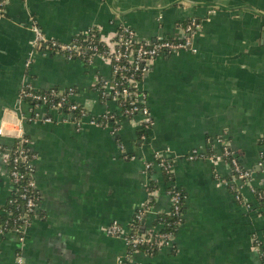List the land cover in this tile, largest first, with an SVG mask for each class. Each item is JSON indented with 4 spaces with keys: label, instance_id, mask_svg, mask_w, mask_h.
<instances>
[{
    "label": "crops",
    "instance_id": "1",
    "mask_svg": "<svg viewBox=\"0 0 264 264\" xmlns=\"http://www.w3.org/2000/svg\"><path fill=\"white\" fill-rule=\"evenodd\" d=\"M3 1V0H0ZM198 23L195 53L162 55L149 64L138 84L147 95L153 126L142 136L141 118L130 121L118 105L101 97L95 82L109 80L110 66L31 49L34 22L48 39L67 43L96 29L111 38L119 27L147 39L170 38L176 26ZM35 91L74 89L72 100L87 114L76 126L57 111L31 106L21 98ZM109 112L115 121L92 123ZM48 115L51 122L42 120ZM22 121L36 155L37 215L23 235H0V264H121V238L109 237L112 221L126 226L154 187L143 228L154 226L170 208L168 190L184 194L182 222L172 247L154 255L139 251L135 264H264V214L256 192L264 187L258 165L264 138V0H4L0 17V127ZM117 126L113 132L112 129ZM224 135L242 168L253 172L234 199L216 180L230 171L225 162H188L191 149L208 151ZM13 139L0 135V145ZM161 153L172 162L171 178L144 163ZM6 157L0 153V213L13 194ZM41 216V217H40ZM264 245V244H263Z\"/></svg>",
    "mask_w": 264,
    "mask_h": 264
},
{
    "label": "built area",
    "instance_id": "2",
    "mask_svg": "<svg viewBox=\"0 0 264 264\" xmlns=\"http://www.w3.org/2000/svg\"><path fill=\"white\" fill-rule=\"evenodd\" d=\"M4 0L0 1V17L3 14ZM198 23L196 20L191 19L185 24H179L176 27V33L170 38H155L147 39L138 36V34L131 28L122 26L119 27L113 37L102 38L104 49L98 50L96 47L89 46L88 48L92 50L93 56L89 59V62L93 58H98L106 62L110 66V79L100 80L95 82L97 90L100 92L101 97H110V94L115 90L116 87L120 86L119 93H113L111 99L116 102L119 107L121 115L130 121L135 120V118H141V129L147 130L153 126V120L151 118L148 106H147V95L138 89V84L144 79L145 75L148 73L150 62L162 55L171 56L180 51H188L190 53H195L196 49L193 45L195 30L198 28ZM93 29V28H92ZM32 33L31 49L35 51H48L54 54H60L67 59H75L80 56L78 50H80V45L73 44L71 41L67 43L60 42L56 39H48L41 29L34 22L30 26ZM86 30L84 33L85 37L88 38L89 34ZM92 40L90 39V42ZM127 76L123 77L121 80H114L116 74H124ZM138 74V78L135 75ZM101 86V89L98 86ZM132 90L128 89V86ZM59 90L55 88H49L47 90V95L36 93L35 90L31 88H26L21 92V98L25 101L33 100L40 103V106H34L31 109L30 118L28 121H35L40 118V113L35 109V107L46 108V111H57L64 105L66 97L72 98L75 94L74 89ZM65 93V94H64ZM58 97V101L46 107V102L49 96ZM127 103V108L123 111L120 104ZM78 111L80 117L74 121L68 117L69 112ZM65 120L70 118L76 126H80L81 119L87 114L85 108L77 104L72 103L67 107V111L61 113ZM44 122H51V118L48 115L42 116ZM92 123H97L98 125H106L107 123L114 122L115 116L112 113L106 112L100 118L91 119ZM117 126H114L112 131L114 132ZM0 135H7L13 139L9 146L0 145V153L6 157V163L8 168V177L12 185L15 186L13 192L20 190L16 187L17 183L25 176L28 175L30 181L27 184L28 188L36 189L35 185V166L34 162L36 160V155L31 150L29 146V139L25 136L23 125L21 120H17L11 129L5 131V127H0ZM188 162H194L199 160H206L212 165H216L220 162H225L229 168V175L225 178L217 179L216 186H225L229 188L233 194L236 202L241 205H245L248 209H253L251 205L245 203L239 195V187L246 185L250 182L253 172L246 170L241 167L237 158L229 148V144L225 139L224 135H218L210 144V149L206 152H202L199 149H191L184 158ZM258 165L264 171V147L260 154ZM153 167L158 168L169 180L171 178V168L172 162L165 158L161 153H154L151 161L144 163L145 173L152 170ZM24 187L20 193L21 198L25 201V206L28 212H34L37 214L38 206L40 203L39 197H37L33 191L32 194L28 193V188ZM147 201L142 204L134 213V216L130 223L126 226L121 225L117 221H112L109 223L105 229V234L109 237L121 238L124 243V252L119 261L121 264H135L133 262V255L139 252V247L142 245H147L149 248H156L161 251L163 248L172 247L173 235L176 232L178 226L182 221V204L184 201V194L176 189L170 188L168 190L170 208L165 214L170 216L173 221L176 230L174 232H163L162 227L164 223L159 221L156 225L145 230L148 232L146 234H138L135 230V223L144 219L145 215L150 212L153 202V192L154 187L152 184L147 185ZM262 193H259L260 198ZM39 196V194H38ZM257 199V198H256ZM9 203L12 202L11 197L9 198ZM258 201V199H257ZM264 214V203L261 208H258ZM35 216H32V219ZM31 223V222H30ZM29 223V225H30ZM28 225V226H29ZM28 226L22 227V229H14L19 235L25 233V229ZM5 234V228L0 226V235ZM252 242L254 247L262 250L264 243L257 237L252 236ZM16 264H22V259L20 256L16 258Z\"/></svg>",
    "mask_w": 264,
    "mask_h": 264
},
{
    "label": "trees",
    "instance_id": "3",
    "mask_svg": "<svg viewBox=\"0 0 264 264\" xmlns=\"http://www.w3.org/2000/svg\"><path fill=\"white\" fill-rule=\"evenodd\" d=\"M185 23H183V24H185ZM88 34H89V37L86 38L84 33H82V32L78 33L71 40V42L73 44H78L81 46L80 50H78V53H80V56L76 57L75 59H80L84 64L89 63V59L93 56V53H94L92 50H90L88 48L89 46L96 47L99 51L104 49L102 37L100 36V33L98 32V30L93 28V29L88 31ZM90 39L92 40L91 42H90ZM126 76H127L126 73L116 74L114 77V80H121L123 77H126ZM135 78H138V74L135 75ZM125 86L127 87L128 85H125ZM98 88L101 89V86L99 85ZM55 89H57V88H55ZM120 89H121L120 86L116 87L115 90L110 94L109 98L112 97L113 93H119ZM128 89L132 90V88H130V85L128 86ZM65 91H67V90H65ZM36 93H41V94H45V95L48 94L47 90L36 91ZM26 101L31 106H37L38 104H39L38 106H40V103H38L37 101L28 100V99H26ZM57 101H58V97H56L54 95L49 96L47 99V102H46V105H47L46 107L49 108L51 104L56 103ZM72 103H74L72 98L66 97V101H65L64 105L60 108V110H57V112L58 113L66 112L67 107L69 105H71ZM120 107L124 111L127 108V103L120 104ZM68 115H69L68 117H70L73 121L80 117V114L78 113V111L69 112ZM144 133H145V130H140L138 132V136H142ZM260 143H261L262 147H264V138L261 139ZM166 179H167V177H166ZM29 181H30L29 176L25 175L16 185V187L18 189L20 188V190H18L17 192H13V194L11 196L12 202L9 203V201H7L4 204V206L1 208L0 226H3L5 228V233L12 232L14 229H22V227L28 226L29 223L32 222V216L37 215L34 212H28L27 211V208L25 206V201L20 196L22 189L24 187H27V184ZM12 186H13V188H15L14 185H12ZM32 191L37 197H39V200H40V195L38 196L39 193L37 194L35 189L33 190L32 188H28L29 194H32ZM259 193H262L261 194L262 196L260 198L258 197ZM255 195H256V198L258 199V206L262 207L263 203H264V187H263V189L257 191ZM159 221L164 223V226L162 227L163 232H174L176 230V227L174 226V224H171L175 220L172 219L170 216L159 215L156 218L154 225H156ZM134 230L138 234L148 233L143 228L142 220L135 223ZM138 249H139V251L146 252L148 255H154L158 252V250L156 248H149L147 245H142Z\"/></svg>",
    "mask_w": 264,
    "mask_h": 264
}]
</instances>
